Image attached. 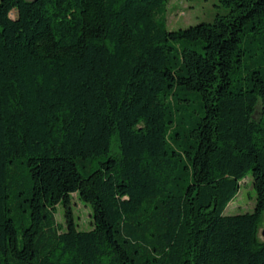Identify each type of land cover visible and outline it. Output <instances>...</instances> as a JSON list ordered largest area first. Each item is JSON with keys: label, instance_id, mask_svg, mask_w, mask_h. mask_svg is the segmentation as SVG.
<instances>
[{"label": "trees", "instance_id": "trees-1", "mask_svg": "<svg viewBox=\"0 0 264 264\" xmlns=\"http://www.w3.org/2000/svg\"><path fill=\"white\" fill-rule=\"evenodd\" d=\"M170 1L0 0V264H264V0Z\"/></svg>", "mask_w": 264, "mask_h": 264}, {"label": "rangeland", "instance_id": "rangeland-1", "mask_svg": "<svg viewBox=\"0 0 264 264\" xmlns=\"http://www.w3.org/2000/svg\"><path fill=\"white\" fill-rule=\"evenodd\" d=\"M226 8L219 4L218 0H171L168 4L167 20L170 30L185 28L199 22L212 21L217 15L226 13ZM12 16H16L13 11ZM75 222L79 229L89 230L92 225V207L73 197ZM255 205V191L251 184V171H248L240 184L236 196L227 204L224 214L232 215L252 212ZM61 205L57 208L56 219L65 225V218ZM264 211L262 212L259 236L263 239Z\"/></svg>", "mask_w": 264, "mask_h": 264}, {"label": "water", "instance_id": "water-1", "mask_svg": "<svg viewBox=\"0 0 264 264\" xmlns=\"http://www.w3.org/2000/svg\"><path fill=\"white\" fill-rule=\"evenodd\" d=\"M262 236L264 237V232H262Z\"/></svg>", "mask_w": 264, "mask_h": 264}]
</instances>
